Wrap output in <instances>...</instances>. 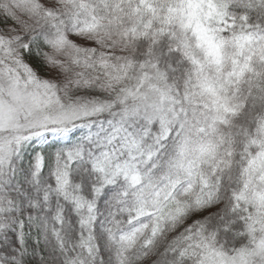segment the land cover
Returning a JSON list of instances; mask_svg holds the SVG:
<instances>
[{"label":"snow or ice","instance_id":"snow-or-ice-1","mask_svg":"<svg viewBox=\"0 0 264 264\" xmlns=\"http://www.w3.org/2000/svg\"><path fill=\"white\" fill-rule=\"evenodd\" d=\"M0 264H264V0H0Z\"/></svg>","mask_w":264,"mask_h":264}]
</instances>
